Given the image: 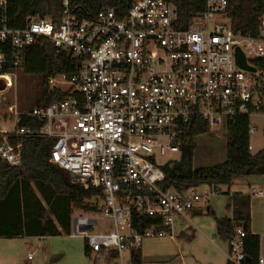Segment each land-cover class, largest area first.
Here are the masks:
<instances>
[{
    "label": "built area",
    "instance_id": "2783aa9c",
    "mask_svg": "<svg viewBox=\"0 0 264 264\" xmlns=\"http://www.w3.org/2000/svg\"><path fill=\"white\" fill-rule=\"evenodd\" d=\"M118 1L128 7H106L94 20H78L69 12L71 0H60V23L28 16L22 28H12L7 0H0V71L6 50L15 71L25 50L44 40L80 59L70 79L48 81L59 89L53 85L58 77L68 97L27 112L9 106L14 129L4 134L52 139L50 163L83 188L102 190L94 212L73 214L70 235L83 238L90 253L121 259L144 239L171 235L175 222L189 220L201 202L220 194L210 187L162 189L161 166L171 160L161 159L178 155L177 137L194 119L227 126L246 116L248 134L254 133L250 119H264V16L254 34L235 32L230 23L212 20L225 16L228 0H206V10L179 29L172 0ZM237 50L253 70L237 65ZM13 72L0 74L6 87ZM21 147L3 136L0 158L20 166ZM249 194L264 197V189ZM133 215L159 220L169 233L155 226L137 231ZM242 237L237 229L228 242L231 264L246 260Z\"/></svg>",
    "mask_w": 264,
    "mask_h": 264
},
{
    "label": "trees",
    "instance_id": "16d2710c",
    "mask_svg": "<svg viewBox=\"0 0 264 264\" xmlns=\"http://www.w3.org/2000/svg\"><path fill=\"white\" fill-rule=\"evenodd\" d=\"M178 10L176 27L185 29L189 23L206 10V0H172ZM128 4L118 0H71L69 12L78 20H94L106 7ZM60 0H7V20L10 27L22 28L25 18H49L61 22ZM264 16V0H228L225 17L235 32L254 34ZM10 53L5 51V65L0 74L12 73ZM80 59L67 51H56L52 44L41 41L27 48L23 65L24 74L39 78V99L35 107L64 100L70 95L58 88H49L48 81L63 75L70 79L78 70ZM30 110V109H29ZM24 119V125L27 120ZM22 124V125H23ZM210 124L194 119L181 128L177 137L178 158L161 166L165 179L162 189L185 190L191 187H231L238 178L264 177V149L252 154L250 146L249 120L246 116L234 117L226 126V158L211 167L192 166L195 137L208 133ZM7 136L11 143L21 142L22 162L18 167L7 164L0 158V239L50 238L69 236L74 212H94L95 204L103 199L102 190L83 188L77 181L50 163L53 140L43 137L20 139L0 132V143ZM250 194L233 193L228 200L232 209L231 218H217L218 237L229 242L235 231H243L242 243L246 260L243 264H257L260 238L251 231ZM155 226L169 233L161 221L150 217L133 215L132 227L144 231ZM84 255L90 251L84 242ZM116 259V254H111ZM130 264H143L140 248L130 252ZM228 264H231L228 262Z\"/></svg>",
    "mask_w": 264,
    "mask_h": 264
},
{
    "label": "rangeland",
    "instance_id": "374dc122",
    "mask_svg": "<svg viewBox=\"0 0 264 264\" xmlns=\"http://www.w3.org/2000/svg\"><path fill=\"white\" fill-rule=\"evenodd\" d=\"M213 22L228 24L225 16L214 15ZM12 85L6 87L4 80L0 79V132L7 133L14 129L12 114L8 111L9 106H15L17 112H27L29 109L37 106L39 99V78L24 74L21 70H15L11 76ZM49 85V84H48ZM53 85L65 91L67 86L60 82L57 77ZM50 88V85H49ZM250 124L256 126V130L250 136L251 153H257L264 149V119H250ZM195 150L193 154L192 166L211 167L222 163L226 158V122L210 125L208 133L195 137ZM178 155L168 154L161 159V162L177 159ZM264 179L263 176H255ZM221 187V188H220ZM204 186L199 188V192L204 190ZM222 192L227 190V186L217 187ZM231 191L238 188L237 184L229 187ZM207 203L216 213V217L226 214V206L229 200L228 194H218L210 197ZM203 205L204 202H201ZM254 214V223L256 231L259 232L262 251H264V200L251 196L250 214ZM76 213V212H74ZM201 218L212 220L211 215L203 213ZM252 218V217H251ZM179 222V221H178ZM177 222V223H178ZM196 227V226H195ZM98 232V229H95ZM198 235L201 230L198 228ZM200 236L187 238L181 236L178 238L180 244L186 248L187 254L191 245L201 247L204 243ZM84 239L77 236H60L50 238H14L0 239V264H96V255L90 253L85 256L83 253ZM224 248L227 243L217 240ZM167 251V248H164ZM228 253L225 250V255ZM186 254V255H187ZM185 255V256H186ZM28 257L31 260H28ZM179 262V257L175 258ZM117 261L108 262L104 259H98L97 264H116ZM170 263H173L172 261ZM167 263V264H170Z\"/></svg>",
    "mask_w": 264,
    "mask_h": 264
},
{
    "label": "crops",
    "instance_id": "0c3cea01",
    "mask_svg": "<svg viewBox=\"0 0 264 264\" xmlns=\"http://www.w3.org/2000/svg\"><path fill=\"white\" fill-rule=\"evenodd\" d=\"M235 184H237L238 188L233 191H231L229 187H227V190L224 192L218 188L217 189L220 191V194H228L229 197L233 193L249 194V190L251 188L260 190L264 189V179L256 178L255 176L238 178L233 182L232 186ZM251 196L255 197L253 195ZM255 198L264 200V197ZM208 211L212 212L216 217L215 211L210 206H208L207 203H204L203 205L200 203L194 210L193 215L189 220L179 222L177 221L178 223H174L171 229V235L161 238L152 237L144 239L139 247L141 250L143 264H167L171 261L173 263L170 264H228L229 257L228 253L225 255V250H229V245L228 242H225L218 237L215 219L212 216V220L201 218V216L204 215L203 213H207ZM231 217L232 209L228 206L227 202L226 214L217 218ZM251 217V231L258 235L259 232L256 231L255 227L253 226V212ZM198 228L201 230V235H198ZM181 236H186L187 238L200 236L199 238H201L204 243L201 247H195L191 245L192 248L188 250L187 254V247L184 248L178 241V238ZM218 239H220L222 243H227V247L224 248L225 250H223V246L221 244L217 243ZM164 248H167V251H164ZM130 252V249H126L122 253L121 259H111L110 256L105 254H95L96 264L98 259H104L108 262L117 261L116 264H130ZM177 257H179V262H177L175 259ZM259 259L263 260L264 264V251H262L261 242L259 247ZM28 260H31V258L28 257Z\"/></svg>",
    "mask_w": 264,
    "mask_h": 264
},
{
    "label": "water",
    "instance_id": "95a60500",
    "mask_svg": "<svg viewBox=\"0 0 264 264\" xmlns=\"http://www.w3.org/2000/svg\"><path fill=\"white\" fill-rule=\"evenodd\" d=\"M236 62H237V65L242 67V68L253 70V69L247 67L245 60H244L242 54L239 52V50H237ZM69 178L74 180L73 175H69Z\"/></svg>",
    "mask_w": 264,
    "mask_h": 264
}]
</instances>
